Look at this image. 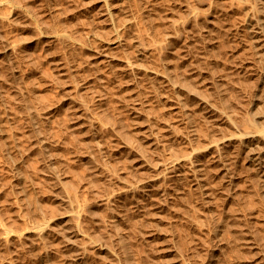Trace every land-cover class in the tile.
Here are the masks:
<instances>
[{"label": "rangeland", "instance_id": "374dc122", "mask_svg": "<svg viewBox=\"0 0 264 264\" xmlns=\"http://www.w3.org/2000/svg\"><path fill=\"white\" fill-rule=\"evenodd\" d=\"M263 1L0 0V264H264Z\"/></svg>", "mask_w": 264, "mask_h": 264}, {"label": "bare ground", "instance_id": "6f19581e", "mask_svg": "<svg viewBox=\"0 0 264 264\" xmlns=\"http://www.w3.org/2000/svg\"><path fill=\"white\" fill-rule=\"evenodd\" d=\"M264 2V1H263ZM260 147V146H259ZM250 154H252L256 167L261 170L264 169V146L260 148H251Z\"/></svg>", "mask_w": 264, "mask_h": 264}]
</instances>
